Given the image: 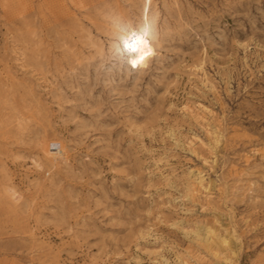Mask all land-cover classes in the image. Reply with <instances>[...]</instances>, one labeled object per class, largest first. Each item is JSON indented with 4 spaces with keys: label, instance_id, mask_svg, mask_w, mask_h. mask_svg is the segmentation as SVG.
Masks as SVG:
<instances>
[{
    "label": "rangeland",
    "instance_id": "1",
    "mask_svg": "<svg viewBox=\"0 0 264 264\" xmlns=\"http://www.w3.org/2000/svg\"><path fill=\"white\" fill-rule=\"evenodd\" d=\"M0 264H264V0H0Z\"/></svg>",
    "mask_w": 264,
    "mask_h": 264
},
{
    "label": "clouds",
    "instance_id": "2",
    "mask_svg": "<svg viewBox=\"0 0 264 264\" xmlns=\"http://www.w3.org/2000/svg\"><path fill=\"white\" fill-rule=\"evenodd\" d=\"M154 20H146L139 28L128 30V26L121 25L120 43L116 46V55L128 54V65L132 70L146 68L148 62L156 55L152 44Z\"/></svg>",
    "mask_w": 264,
    "mask_h": 264
},
{
    "label": "built area",
    "instance_id": "3",
    "mask_svg": "<svg viewBox=\"0 0 264 264\" xmlns=\"http://www.w3.org/2000/svg\"><path fill=\"white\" fill-rule=\"evenodd\" d=\"M50 148L52 151H55L57 149V145H52V146H50Z\"/></svg>",
    "mask_w": 264,
    "mask_h": 264
}]
</instances>
